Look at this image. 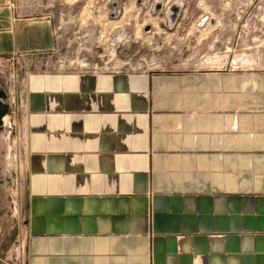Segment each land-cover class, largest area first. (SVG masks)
I'll list each match as a JSON object with an SVG mask.
<instances>
[{
    "label": "crops",
    "instance_id": "obj_1",
    "mask_svg": "<svg viewBox=\"0 0 264 264\" xmlns=\"http://www.w3.org/2000/svg\"><path fill=\"white\" fill-rule=\"evenodd\" d=\"M52 47L49 19L0 0L6 68ZM206 81L185 72L3 76L25 130L19 263L264 264V88L221 80L213 93Z\"/></svg>",
    "mask_w": 264,
    "mask_h": 264
},
{
    "label": "rangeland",
    "instance_id": "obj_2",
    "mask_svg": "<svg viewBox=\"0 0 264 264\" xmlns=\"http://www.w3.org/2000/svg\"><path fill=\"white\" fill-rule=\"evenodd\" d=\"M15 3L23 17L51 21L53 47L35 62L22 60L26 67L19 69L14 60L9 68L0 61V79L13 74L21 82L28 71L185 72L207 78L213 93L221 92V80L230 89L245 83L248 90L254 82L264 88V0ZM233 80L239 85H231ZM24 138L21 112L13 114L0 130V264H20Z\"/></svg>",
    "mask_w": 264,
    "mask_h": 264
},
{
    "label": "water",
    "instance_id": "obj_3",
    "mask_svg": "<svg viewBox=\"0 0 264 264\" xmlns=\"http://www.w3.org/2000/svg\"><path fill=\"white\" fill-rule=\"evenodd\" d=\"M175 14L176 13L174 11L173 14L170 16L171 21L175 20V18H176ZM148 30H149V28H145V31H148ZM12 109H13L12 105L9 102H7V96H6L5 92L0 90V130L3 127L2 119L5 116H8L10 118V120L12 119V117H13Z\"/></svg>",
    "mask_w": 264,
    "mask_h": 264
},
{
    "label": "bare ground",
    "instance_id": "obj_4",
    "mask_svg": "<svg viewBox=\"0 0 264 264\" xmlns=\"http://www.w3.org/2000/svg\"><path fill=\"white\" fill-rule=\"evenodd\" d=\"M8 118H9L8 116H5V117L2 119V121H3V125H6L5 120L8 119Z\"/></svg>",
    "mask_w": 264,
    "mask_h": 264
}]
</instances>
